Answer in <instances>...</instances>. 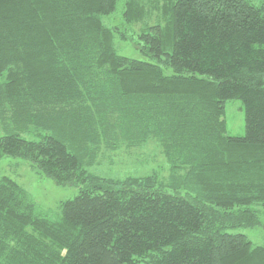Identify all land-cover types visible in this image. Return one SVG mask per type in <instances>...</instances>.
Here are the masks:
<instances>
[{"label":"trees","instance_id":"obj_1","mask_svg":"<svg viewBox=\"0 0 264 264\" xmlns=\"http://www.w3.org/2000/svg\"><path fill=\"white\" fill-rule=\"evenodd\" d=\"M130 1L0 0V162L79 189L50 218L2 177L0 264H264V0ZM150 141L166 177L89 173Z\"/></svg>","mask_w":264,"mask_h":264},{"label":"rangeland","instance_id":"obj_2","mask_svg":"<svg viewBox=\"0 0 264 264\" xmlns=\"http://www.w3.org/2000/svg\"><path fill=\"white\" fill-rule=\"evenodd\" d=\"M122 1L125 0H120ZM132 7L145 12V20L135 25L140 30L145 24H165L167 9L170 0H132ZM141 11V12H142ZM131 45V44H130ZM121 55L134 58L138 57L134 48L122 42L117 46ZM224 121L228 136L242 137L244 135V112L241 103L237 100L225 104ZM89 173L106 179L121 180L127 177H145L157 174L166 177L167 166L158 146L150 141L144 146L131 150L120 151L107 156L98 165L89 169ZM9 177L26 189L36 205L39 214L56 218L58 205L78 194L76 186H58L50 179L40 177L30 170L27 162L22 159L6 158L0 162V179ZM260 225L252 229H238L247 236L254 245L264 246V215L259 218Z\"/></svg>","mask_w":264,"mask_h":264}]
</instances>
